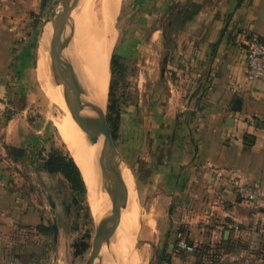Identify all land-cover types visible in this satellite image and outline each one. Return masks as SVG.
<instances>
[{
  "label": "crops",
  "instance_id": "obj_1",
  "mask_svg": "<svg viewBox=\"0 0 264 264\" xmlns=\"http://www.w3.org/2000/svg\"><path fill=\"white\" fill-rule=\"evenodd\" d=\"M126 2L120 0L116 20L126 12ZM141 3L158 5L150 18L167 20L170 29L166 72L158 75L154 60L152 75L143 79L152 98L165 99L167 106L154 109L152 130L158 140L151 159L146 146L142 151L139 146V154L152 165L156 194L163 198L162 209H168L159 228L162 243H170L171 264H264V81L246 77L249 43L257 39L264 45V0ZM52 7L51 0H0V165L8 159L6 147L29 152L43 146L30 121L33 95H24L20 79L33 64L31 39L39 28L34 20L43 23ZM71 35L74 39V27ZM150 35L153 50L164 51L165 24L158 23ZM71 43L65 54L82 76L84 92V76L67 54ZM10 177L0 166V228L16 206ZM235 180L261 188L262 217L255 230ZM178 232L190 241V251L176 248ZM5 239L0 233V245ZM0 264H17L16 256L0 249Z\"/></svg>",
  "mask_w": 264,
  "mask_h": 264
},
{
  "label": "rangeland",
  "instance_id": "obj_2",
  "mask_svg": "<svg viewBox=\"0 0 264 264\" xmlns=\"http://www.w3.org/2000/svg\"><path fill=\"white\" fill-rule=\"evenodd\" d=\"M116 2L114 21H111L115 40L109 64L110 58L115 55L113 106L119 110L120 120L118 130L113 134L111 131V134L120 157L113 154L111 157L114 166L127 171L132 179L134 202H131L136 205L138 212L134 222L128 224L125 222L128 208L121 222L123 229L120 224L114 239L103 251L100 264H120L123 259L130 258L131 253L138 254L141 264H171L170 243H162L159 228V223L166 217L168 209H162L163 198L160 199L156 194L157 181L153 179L152 165L148 163L152 157L153 144L158 140L154 138L152 130L154 109L166 108L167 101L154 100L152 92L143 85V79L152 75L154 60L158 75L167 70L170 29L167 20L154 21L150 18L158 5H144L141 0H127L126 12L122 18L116 20L120 0ZM105 3L106 0H103L101 9H97L98 0H83V7L72 17L66 29H63L61 38L66 37L72 41L67 50L69 56L73 57L82 40L84 41L83 24L87 20L84 13L88 9L98 13ZM171 7L175 9L179 5ZM170 10L166 9V15ZM146 14L149 18H146ZM160 22L162 26L165 24L166 28L165 50L156 53L150 32ZM42 24V21L34 20V28H39L31 39L33 64L20 82L23 84V91L27 90L24 95L30 91L33 95L30 121L33 123L34 133L39 131V134L35 135L42 137L43 146L29 152L25 150L27 155L18 161L9 155L10 147H6L9 160L6 158L0 166L10 172V189L17 196L15 211L1 221V237L3 235L7 239L4 240L5 243H1L0 249L3 254L16 256L17 264H86L97 228L101 224L92 212L86 184L85 192L80 193L60 174H46L40 171L42 163L54 149L72 156L60 128L68 118L62 104L65 100L56 88L59 86L52 79V72L46 71V81L42 80L39 61L36 59ZM73 27L74 39L71 35ZM62 78L66 81L64 76ZM60 90L62 91L61 88ZM144 96L149 98L143 99ZM108 105L107 100L104 113L107 122ZM68 109L72 112L69 103ZM41 128L45 131L41 132ZM139 146L141 151L143 146H146L150 152L146 155L148 161L143 162Z\"/></svg>",
  "mask_w": 264,
  "mask_h": 264
},
{
  "label": "bare ground",
  "instance_id": "obj_3",
  "mask_svg": "<svg viewBox=\"0 0 264 264\" xmlns=\"http://www.w3.org/2000/svg\"><path fill=\"white\" fill-rule=\"evenodd\" d=\"M116 1L117 0H106V5L98 13H94L92 9H88L86 13H84L86 14L87 19H85L86 21H84L85 23L83 24L85 38L84 41L82 40V44L78 47L73 56L75 57V61L77 62L76 65L79 68L77 69L84 76V81L86 83L83 98L88 104H90L92 109H96L103 114L106 113L105 108L109 94V57L115 40L111 21L115 16V9L117 6L114 4ZM77 11L73 16H76ZM44 60L45 61L40 63V74L43 78L42 80L46 81L45 72L48 71L49 61L46 59ZM53 75L59 81L63 80L61 79L60 74L54 73ZM80 79L82 80V76ZM56 88L65 100L62 104L68 117L63 126L60 127L62 137L69 146L71 154L81 171L88 190V199L94 216L98 217L97 221H106L107 217L111 215V213L109 214V210L111 212V209L113 208V200L103 191L102 166L100 162L101 146L94 145L89 134L81 127L77 119L72 116L73 114L68 109V100L64 93L59 87ZM93 119L96 123L102 122L101 118L93 116ZM113 177L120 192L128 201L124 216L129 208L125 222L131 224L134 222L135 215L137 214L136 212H138L137 207L132 200L134 191L132 179L128 172L123 169H116L113 173ZM131 200L133 202H131ZM124 216L122 220H124ZM121 225L122 228L123 224ZM117 241H119V238ZM131 254L132 255L129 256L130 258L123 259L120 264H141L140 258L137 256L138 254Z\"/></svg>",
  "mask_w": 264,
  "mask_h": 264
},
{
  "label": "water",
  "instance_id": "obj_4",
  "mask_svg": "<svg viewBox=\"0 0 264 264\" xmlns=\"http://www.w3.org/2000/svg\"><path fill=\"white\" fill-rule=\"evenodd\" d=\"M79 0H54L51 12L42 24L41 34L38 39L36 59L44 58L49 61L48 71L54 82L62 89L66 96L73 116L81 127L89 134L94 145H100V162L102 166V181L104 193L113 200V208L106 221H100L92 244V251L86 264H100L104 249L114 239L120 227L122 218L128 206V201L120 192L113 173L118 167L114 166L111 155L120 157L113 141L111 129L105 114L92 109L83 98L82 80L65 54L68 39L61 38L63 29L78 10ZM57 9H60L57 11ZM52 29L54 30L52 34ZM64 42L66 43H63ZM165 71V69L163 70ZM54 73H61L66 81H59ZM61 76V79H63ZM93 116L101 118V123L94 122ZM54 207V205H53Z\"/></svg>",
  "mask_w": 264,
  "mask_h": 264
},
{
  "label": "trees",
  "instance_id": "obj_5",
  "mask_svg": "<svg viewBox=\"0 0 264 264\" xmlns=\"http://www.w3.org/2000/svg\"><path fill=\"white\" fill-rule=\"evenodd\" d=\"M116 65V57L112 56L110 62L111 70V80L109 85L108 94V123L110 125L112 134L118 130L120 112L113 106L114 97V68ZM9 155L14 157L15 161L22 160L23 157L27 155V152L22 149H17L14 147L9 148ZM40 171L48 174H60L74 190L84 193L85 183L81 174L79 167L77 166L73 157L67 153L61 152L59 150H52L50 155L44 160L40 167Z\"/></svg>",
  "mask_w": 264,
  "mask_h": 264
},
{
  "label": "built area",
  "instance_id": "obj_6",
  "mask_svg": "<svg viewBox=\"0 0 264 264\" xmlns=\"http://www.w3.org/2000/svg\"><path fill=\"white\" fill-rule=\"evenodd\" d=\"M246 77L248 80L264 81V45L257 39L251 40L247 49ZM237 197L240 201L248 204L254 221L252 230H255L261 223L262 191L260 187L248 186L239 180L233 182ZM176 248L179 251H190L191 244L183 232L176 236Z\"/></svg>",
  "mask_w": 264,
  "mask_h": 264
}]
</instances>
